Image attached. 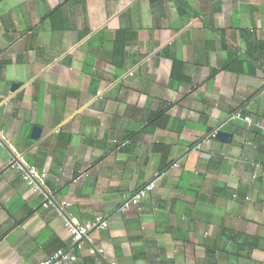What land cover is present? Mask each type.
Masks as SVG:
<instances>
[{
	"label": "crops",
	"instance_id": "crops-1",
	"mask_svg": "<svg viewBox=\"0 0 264 264\" xmlns=\"http://www.w3.org/2000/svg\"><path fill=\"white\" fill-rule=\"evenodd\" d=\"M59 250L264 264V0H0V264Z\"/></svg>",
	"mask_w": 264,
	"mask_h": 264
},
{
	"label": "built area",
	"instance_id": "built-area-1",
	"mask_svg": "<svg viewBox=\"0 0 264 264\" xmlns=\"http://www.w3.org/2000/svg\"><path fill=\"white\" fill-rule=\"evenodd\" d=\"M235 116L236 118L245 120L250 125H256L260 127L262 126L250 115H243L241 112H238L235 114ZM216 132L217 131L213 133L214 136H216ZM15 165L21 167V165H19L18 163ZM36 177H39V174L38 171L35 169V167H28L26 170H24V178L31 185H34L38 188L39 186H37V182L35 180ZM155 186L156 185L154 181L150 182L145 187H143L139 192L130 196L128 201L124 205V209L125 210L128 209L129 205L131 204L138 206L142 201V199L146 198L148 194L155 188ZM65 224L68 227L73 240L77 241L79 244L83 243L86 239L90 238V232L92 231L93 228H105L107 226V222L101 216L97 217L92 224H82L70 218L66 219ZM91 251L93 253L95 252L103 253L104 249L91 248ZM68 258L69 256L67 253L64 252V250H59L55 255L41 261L39 264H59Z\"/></svg>",
	"mask_w": 264,
	"mask_h": 264
},
{
	"label": "water",
	"instance_id": "water-1",
	"mask_svg": "<svg viewBox=\"0 0 264 264\" xmlns=\"http://www.w3.org/2000/svg\"><path fill=\"white\" fill-rule=\"evenodd\" d=\"M17 85L18 84H14L12 86V88H15ZM41 131H42L41 127L35 126L33 128V131H32V137H34V138L39 137V135L41 134ZM216 131H217L216 132V137L218 139H220V140L230 141V139L232 138V133H230V132H227V131H224V130H220V129H217Z\"/></svg>",
	"mask_w": 264,
	"mask_h": 264
},
{
	"label": "trees",
	"instance_id": "trees-1",
	"mask_svg": "<svg viewBox=\"0 0 264 264\" xmlns=\"http://www.w3.org/2000/svg\"><path fill=\"white\" fill-rule=\"evenodd\" d=\"M241 113H242L243 115H246V113L243 112V111H242ZM213 133H214V132H211V133H210V137H213V136H214ZM140 204H141V202H140ZM140 204L138 205V207H140ZM78 244H79V243H78Z\"/></svg>",
	"mask_w": 264,
	"mask_h": 264
}]
</instances>
